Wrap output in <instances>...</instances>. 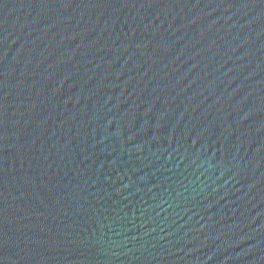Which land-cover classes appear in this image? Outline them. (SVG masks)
Listing matches in <instances>:
<instances>
[{"label":"water","instance_id":"water-1","mask_svg":"<svg viewBox=\"0 0 264 264\" xmlns=\"http://www.w3.org/2000/svg\"><path fill=\"white\" fill-rule=\"evenodd\" d=\"M0 264H264V0H0Z\"/></svg>","mask_w":264,"mask_h":264}]
</instances>
